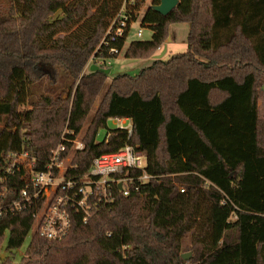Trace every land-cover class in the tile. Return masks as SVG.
Returning <instances> with one entry per match:
<instances>
[{"label": "trees", "instance_id": "1", "mask_svg": "<svg viewBox=\"0 0 264 264\" xmlns=\"http://www.w3.org/2000/svg\"><path fill=\"white\" fill-rule=\"evenodd\" d=\"M145 1L0 3V192L25 186L22 166L6 173L13 153L28 152L44 170L63 134L81 132L103 92L66 176L85 179L97 156L126 144L147 159L144 169L124 172L132 179L128 194L114 185L109 201L90 197L86 221L71 208L69 233L48 240L35 232L17 264H264V0H179L166 16L151 6L140 16ZM122 10L128 27L140 20L153 31L150 40L132 41L126 57L152 56L176 23L189 25L187 50L135 77L85 73ZM124 45L125 38L110 41L96 56L117 57L110 48ZM115 117L130 119L133 134L108 128L99 141ZM144 173L150 179L140 181ZM2 197L4 206L17 199L11 189ZM6 208L0 253L7 241L9 255L0 264H14L34 208Z\"/></svg>", "mask_w": 264, "mask_h": 264}, {"label": "built area", "instance_id": "2", "mask_svg": "<svg viewBox=\"0 0 264 264\" xmlns=\"http://www.w3.org/2000/svg\"><path fill=\"white\" fill-rule=\"evenodd\" d=\"M128 21V15L122 10L107 30L101 45L108 46L110 41L113 42L120 38H125L126 44L133 24L128 27ZM127 29L128 34H126ZM136 36L138 38L143 36L141 29L136 32ZM124 47L121 49L111 47L109 52L111 55L118 56ZM99 48L87 63L86 67L89 69L92 64L106 69L111 66V58L96 56ZM112 120L115 121L116 127L125 129L129 136L133 134V125L130 119L115 117ZM78 135L74 138H66V135L63 134L61 142L51 151L44 170L34 168L36 160L31 158L28 152L12 154L13 160L6 168V173L11 175L18 164L22 166V174L19 180L25 181V186L20 190L14 186L11 188L7 186L0 192V217L4 213V207L15 213L31 206L34 208L32 228L35 227V232L48 240H61L71 229V208L81 211L84 214V221H86L93 209L88 204L90 197L97 196L103 201H109L112 196L111 188L114 185L120 186V184L122 188H119L124 194H128L127 183L132 179L123 176L124 172L130 169H144L147 165L146 155L133 145L126 144L115 152H107L97 156L93 160L87 177L74 180L68 178L66 173L72 166L74 154L85 148L84 140L78 138ZM148 179L150 176L144 173L140 181ZM10 189L17 196V199L4 206L5 199L2 196ZM181 191H184V188H181ZM4 258L0 253V261Z\"/></svg>", "mask_w": 264, "mask_h": 264}, {"label": "rangeland", "instance_id": "3", "mask_svg": "<svg viewBox=\"0 0 264 264\" xmlns=\"http://www.w3.org/2000/svg\"><path fill=\"white\" fill-rule=\"evenodd\" d=\"M0 3L2 5L5 4V0H0ZM153 5L152 4V0H146L143 4V6L140 9V16L142 15V13H144V11L149 7ZM61 14L58 13V16H60ZM140 20H138L137 22H134L132 24V29L129 33V36L127 38L124 50H122V53L119 54L117 57L111 58L110 62H111V66L110 68V73H109V77H114L118 74H124L127 73L130 76H136L143 68L150 66L154 60H156L154 58V55L159 54L162 49L164 44L167 43L168 46V51L165 54V56L162 59H168L171 55L176 54V53H180V52H185L187 50V33L189 30V25L188 23H176V24H172L169 27V31H170V36L173 38L171 40H167L162 46L161 48L157 49L154 54L148 58L145 59H139V58H128L125 55V50L127 49L128 45L134 41V40H150L153 34V31L148 28V27H141L140 26ZM77 27V26H76ZM74 27V30L78 29ZM141 29L143 36L138 38L136 36V32ZM73 30V31H74ZM71 32V31H70ZM70 32L65 33L62 32L60 34L61 37H68L66 35H68ZM76 34L71 35L72 37H74ZM89 72V68L86 67L85 68V73ZM109 81V80H108ZM107 84L105 85V87H107ZM42 90V89H41ZM104 92L101 93L92 103L91 106V110L90 113L88 115V117L85 119L84 123H83V127L81 129V132L78 135V138L80 139H84L86 131L91 123V120L93 118V116L95 115L98 107L101 104L102 98H103ZM261 100H260V105H261V114L264 117V94H261ZM28 107V106H26ZM115 121H113L111 118L107 121V126L100 128L99 130V135H98V140L101 141L105 138L106 134H107V130L108 128H115ZM35 233V227L31 229L30 233L28 234L24 244L22 245V247L20 249H16L13 250V253L15 254V260H14V264H17L20 262L22 256L24 255V253L26 252L28 245L30 244V241L33 237ZM6 244L7 241L4 242L3 244V250L1 252L2 256L6 257L7 255H9V251L6 250ZM186 254L190 253V255L192 256V252L191 251H186ZM190 256V257H191Z\"/></svg>", "mask_w": 264, "mask_h": 264}, {"label": "water", "instance_id": "4", "mask_svg": "<svg viewBox=\"0 0 264 264\" xmlns=\"http://www.w3.org/2000/svg\"><path fill=\"white\" fill-rule=\"evenodd\" d=\"M179 3V0H160V3L159 4H153L151 5V7L161 13L162 15L166 16L168 15ZM168 40H171L170 38ZM167 49H168V46H167V43L164 44L163 46V49L162 51L157 54V55H154V58L155 59H162L165 54L167 53ZM90 71H102L106 74H109L110 73V69L109 68H102V67H99L98 65L96 64H92L90 66ZM120 188H122V185L120 184L119 186ZM190 253L188 254H183V258L188 260L190 258Z\"/></svg>", "mask_w": 264, "mask_h": 264}, {"label": "crops", "instance_id": "5", "mask_svg": "<svg viewBox=\"0 0 264 264\" xmlns=\"http://www.w3.org/2000/svg\"><path fill=\"white\" fill-rule=\"evenodd\" d=\"M169 38H170V39H173L170 35H169ZM169 38H168V39H169ZM167 51H168V49H167ZM111 78H112V77H111Z\"/></svg>", "mask_w": 264, "mask_h": 264}]
</instances>
